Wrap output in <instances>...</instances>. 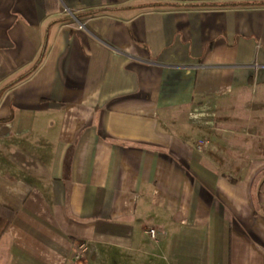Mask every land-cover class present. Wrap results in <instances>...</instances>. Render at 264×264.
<instances>
[{
	"label": "crops",
	"instance_id": "crops-1",
	"mask_svg": "<svg viewBox=\"0 0 264 264\" xmlns=\"http://www.w3.org/2000/svg\"><path fill=\"white\" fill-rule=\"evenodd\" d=\"M45 45L0 94V264H264V0H0V89Z\"/></svg>",
	"mask_w": 264,
	"mask_h": 264
},
{
	"label": "rangeland",
	"instance_id": "rangeland-1",
	"mask_svg": "<svg viewBox=\"0 0 264 264\" xmlns=\"http://www.w3.org/2000/svg\"><path fill=\"white\" fill-rule=\"evenodd\" d=\"M88 264H162L158 259L152 262L146 258L138 259L136 256H130L127 253L115 251L112 249L105 250V252L97 249H87L85 252Z\"/></svg>",
	"mask_w": 264,
	"mask_h": 264
},
{
	"label": "trees",
	"instance_id": "trees-1",
	"mask_svg": "<svg viewBox=\"0 0 264 264\" xmlns=\"http://www.w3.org/2000/svg\"><path fill=\"white\" fill-rule=\"evenodd\" d=\"M96 12H98V10L91 11L88 14H94ZM45 48H46V45H45L44 49L42 50V52H41V54L39 56V59L35 62V64L27 72H25L23 75L19 76L18 78L14 79L13 81H11L8 84H6L5 86H3L0 89V94L6 88L12 86L16 82H18V81L26 78L27 76H29L32 72H34L39 67V65L41 64V62L43 60V56H44V53H45ZM15 214L16 213L14 211H12L11 209L0 205V238L5 233L7 227L12 222Z\"/></svg>",
	"mask_w": 264,
	"mask_h": 264
},
{
	"label": "built area",
	"instance_id": "built-area-1",
	"mask_svg": "<svg viewBox=\"0 0 264 264\" xmlns=\"http://www.w3.org/2000/svg\"><path fill=\"white\" fill-rule=\"evenodd\" d=\"M149 233H150V235H151L152 238H154V239L156 238V230L154 228H151L149 230Z\"/></svg>",
	"mask_w": 264,
	"mask_h": 264
}]
</instances>
